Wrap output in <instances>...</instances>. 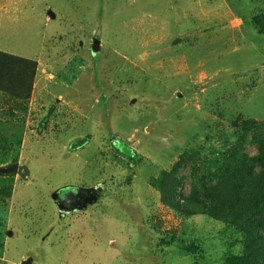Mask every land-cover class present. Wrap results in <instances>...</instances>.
Segmentation results:
<instances>
[{
	"label": "rangeland",
	"instance_id": "rangeland-1",
	"mask_svg": "<svg viewBox=\"0 0 264 264\" xmlns=\"http://www.w3.org/2000/svg\"><path fill=\"white\" fill-rule=\"evenodd\" d=\"M263 9L0 0V51L37 63L29 98L0 95V169L27 172L0 173V264H253L244 236L195 204L233 180L232 158L264 182ZM175 186L191 211L163 202ZM58 189L82 200L62 211Z\"/></svg>",
	"mask_w": 264,
	"mask_h": 264
},
{
	"label": "trees",
	"instance_id": "trees-1",
	"mask_svg": "<svg viewBox=\"0 0 264 264\" xmlns=\"http://www.w3.org/2000/svg\"><path fill=\"white\" fill-rule=\"evenodd\" d=\"M251 23L259 34L264 35V9L251 18ZM36 68L37 63L33 60L0 51V95L8 93L12 99L29 98ZM0 100H3L2 96ZM253 125L254 121L244 122L243 131H251ZM88 141L89 137L77 139L73 142L72 148L78 150ZM121 153L133 160L131 155ZM134 161L139 162V160ZM251 171L245 169V165L239 159L232 158L224 166L223 174L232 177L233 180L229 178L214 187L213 192L205 194L211 197L198 200L195 207L206 217L216 221L223 219L225 224L233 225L247 243L244 256L252 259L253 264H264V182H257L255 175L248 182ZM77 191L58 189L53 195V201L59 203L60 199L64 200L68 195H75ZM182 199L187 200V197L179 193V186H175L169 188V194L164 195L163 202L178 213L191 211L188 203L179 201Z\"/></svg>",
	"mask_w": 264,
	"mask_h": 264
},
{
	"label": "flooded vegetation",
	"instance_id": "flooded-vegetation-1",
	"mask_svg": "<svg viewBox=\"0 0 264 264\" xmlns=\"http://www.w3.org/2000/svg\"><path fill=\"white\" fill-rule=\"evenodd\" d=\"M23 171V170H22ZM23 174V172L21 173ZM82 200V192L79 193V190L75 193V195H68L66 199H60L59 203H55V206L58 207V209H61L62 211H69L70 207L76 208L77 207V201ZM79 204V203H78Z\"/></svg>",
	"mask_w": 264,
	"mask_h": 264
},
{
	"label": "water",
	"instance_id": "water-1",
	"mask_svg": "<svg viewBox=\"0 0 264 264\" xmlns=\"http://www.w3.org/2000/svg\"><path fill=\"white\" fill-rule=\"evenodd\" d=\"M24 170V169H23ZM23 171H22V168L21 167H18L17 165H13V166H10V167H7V168H3V169H0V173H16V174H21ZM27 175V172H23V174H21V176H26ZM23 264H27L26 262L23 263Z\"/></svg>",
	"mask_w": 264,
	"mask_h": 264
},
{
	"label": "crops",
	"instance_id": "crops-1",
	"mask_svg": "<svg viewBox=\"0 0 264 264\" xmlns=\"http://www.w3.org/2000/svg\"><path fill=\"white\" fill-rule=\"evenodd\" d=\"M240 18H237V17H232V19H231V26L232 27H237V26H239L240 27ZM242 26V25H241Z\"/></svg>",
	"mask_w": 264,
	"mask_h": 264
}]
</instances>
